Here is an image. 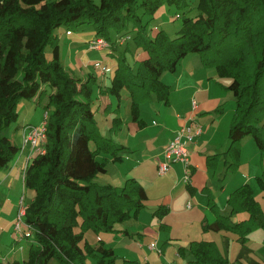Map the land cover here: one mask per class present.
Wrapping results in <instances>:
<instances>
[{
    "label": "trees",
    "instance_id": "trees-1",
    "mask_svg": "<svg viewBox=\"0 0 264 264\" xmlns=\"http://www.w3.org/2000/svg\"><path fill=\"white\" fill-rule=\"evenodd\" d=\"M195 1L197 15L184 17L177 38L165 30L151 38L145 16L153 17L165 4L184 10L192 0H0V173L11 167L21 150L7 134L19 118L20 103L36 97L48 101L45 153L33 156L24 177L25 190L33 192L24 218L32 229L27 238L33 240L26 260L8 264H88L89 259L116 264L112 249L93 248L85 236L89 231L115 232L116 225L135 216L148 199L136 179L121 188L95 183L110 161L120 160L123 148L98 126L93 108L96 79L89 76L84 81L62 66L57 35L62 26H93L95 37L109 42L110 54L118 56L119 63L103 92L120 99L127 89L134 120L139 119L141 103L153 96L168 104L170 87L162 75L174 72L187 55L201 53L207 68L231 79L228 89L236 98L228 151L232 166L238 163L244 136L252 135L264 154V0ZM132 32L136 48L147 53L135 67L116 52L118 36L130 37ZM48 45L53 49L51 60L45 55ZM120 126L116 122L112 134ZM260 182L264 185L263 179ZM230 203L233 212H247L248 219L234 223L229 216H219L203 229L236 234L243 257L249 235L264 230V212L250 185L237 189ZM167 213L163 208L155 212L159 217ZM179 254H188V264H237L213 241H194Z\"/></svg>",
    "mask_w": 264,
    "mask_h": 264
},
{
    "label": "crops",
    "instance_id": "crops-1",
    "mask_svg": "<svg viewBox=\"0 0 264 264\" xmlns=\"http://www.w3.org/2000/svg\"><path fill=\"white\" fill-rule=\"evenodd\" d=\"M69 31L71 34H67ZM57 35L61 60L65 53L62 51L63 47L67 48L66 52L70 50L67 56L68 60L65 58L68 64L67 67L70 69H72L71 64H69V62H71V55L75 53L79 55L80 52L73 53L74 47H85L84 49L82 47L84 54L80 55L79 63L81 62L85 68L91 69V67H93L95 71L102 73L103 79L98 85L101 87V91H105L111 84L113 71L117 66H113L110 61L104 63L99 62L100 54L108 51H102L99 52L100 54L91 55L94 51L89 49V42L95 38V33H90L89 35H83L82 33L75 34L72 29H66L65 31L57 33ZM98 64L104 67H110L112 70L109 73H104L102 68L97 66ZM213 71V68H206L200 61H197L195 57L190 58L181 64L180 69L179 66H177L174 72H166L162 75V82L170 87V99L168 104L161 103L159 105H151V107L148 108V112H145V116H143L144 113L141 110L142 105H140V116L138 120H134L130 117H120L119 110L116 108L118 117H114V120L119 119L121 126L116 133V136L120 134V138L119 140L117 139L115 144H117L119 148H123V150L118 153L120 160H112L108 163L107 172L104 175L108 177L107 184L112 186H114V183L116 185L118 184V186H124L127 180L136 179L146 190L148 199L145 202L144 208H147V211L150 208L153 212V222L150 223V225L144 223V217L142 215V210L144 208H142L129 220L117 224L115 232L96 234L99 239L95 244L90 243L93 248H99L102 245L105 248L112 249L118 257L121 251L120 249L122 247H128L126 238H133L137 234L143 245L136 244V249L140 250L139 255L136 257L132 255V258L139 259V257H141V261L138 260L141 263L137 260L125 261L126 263L188 264L191 258L188 254L184 257L181 256L179 250L180 248H188L194 241H213L219 246L220 250L225 253V250L217 243L218 240L215 235H205L213 231L206 232L203 226L205 223H214L219 216H229L232 221V216L247 213L242 211L237 213L233 212L230 199L237 189L244 185H250L253 189L256 201L264 212L262 202L256 197L254 191L255 187L253 186L254 183L258 184L264 198V185L260 182V179L264 181V154L259 149L257 143L253 144V141L249 139L241 146L242 151L237 165L232 166L234 161L228 151L231 146L229 135L234 115L232 118L229 117L227 119L225 116L227 108L224 104L228 103L229 105L232 103L231 109L233 111L236 106V100L234 103L232 95L228 93L230 91L228 89L230 84L226 87L221 80L219 84L218 76L215 75ZM171 73H174V75ZM89 76H93L96 79L97 85V77L91 71L88 72V75H85L84 78H77L85 81ZM105 80L107 82H104ZM215 82L218 85H222L224 91L221 90ZM125 94L127 96H125ZM121 97L122 99H118V102L124 100L125 97L129 102H133L132 97L129 96V91L125 89L122 91ZM154 97L156 96H153L150 100L153 101ZM42 99H38V104L40 106L42 104ZM99 99L100 102L96 109V119L101 114V111L105 114L106 118H109L108 114L109 111L111 112L110 109L114 105V101L112 99H107V96L103 95ZM156 100L160 102L157 97ZM194 100L198 103V109L195 112L192 106ZM25 104L29 108H32L30 103ZM46 113L45 111L44 115L40 114L39 118L36 120L34 118L26 120L30 122H25L26 124L24 123L20 127L19 133H21V140L27 128L39 127L43 124ZM192 114L196 115V122L202 125L203 134L189 145V166L185 167L182 163H176L168 173L160 175L158 173V163L164 160V151L166 147ZM26 116L28 117L27 113ZM26 116H24V118H26ZM42 116L43 118H41ZM109 126L108 124L104 130L99 126L102 134L103 131H107L108 133L112 131V126ZM263 131L264 126L261 130L264 137ZM104 136L109 137L107 134ZM246 149L251 151V155L247 154ZM29 152L30 150L28 149L26 153L21 155L16 161L15 166H11L5 172L2 186L8 183L11 189L15 180L18 181L19 179L24 185L22 174L27 166ZM229 172H232L233 176H230ZM186 174H189V182L185 180ZM1 194L3 193L0 192V195ZM217 194L220 199L219 201L216 200ZM23 196H25L27 205L33 199L32 196L30 201L27 202L26 192ZM160 208L168 209V213L164 217H159L155 214ZM248 217L238 222L246 220ZM130 220H134L133 222L135 223H133V226L125 224ZM13 221L14 220H12L11 223H13ZM4 232L5 230H3V233ZM223 232L225 231L223 230ZM234 235L236 241H238L237 235ZM224 240L227 248L225 254L230 259V236L226 234ZM20 241L21 239L16 240L13 236V242L11 241L9 245L11 248L16 249L15 247L18 246L17 243ZM130 242L129 246L133 248L129 253H132L135 250V242L133 240ZM153 242L157 243L160 252L150 249V245ZM249 242L253 244L249 245ZM254 245L260 246V249L264 248L263 229L259 228L255 230L253 234L251 233L249 235L247 243L248 253L246 255L251 254V251H261L254 248ZM249 246L252 248L250 249ZM240 251L241 253L237 261L245 257H242L244 252L243 245ZM171 252L172 254L174 253V256L170 258L169 254ZM26 259L27 258H23L22 260L14 258V260L19 261ZM14 260H4L3 264H8V262ZM241 262L242 261L239 263Z\"/></svg>",
    "mask_w": 264,
    "mask_h": 264
},
{
    "label": "rangeland",
    "instance_id": "rangeland-1",
    "mask_svg": "<svg viewBox=\"0 0 264 264\" xmlns=\"http://www.w3.org/2000/svg\"><path fill=\"white\" fill-rule=\"evenodd\" d=\"M95 3H99L100 0H94ZM196 4L197 2L195 0H192L191 2V6L187 7L186 9L182 10L179 9L177 6H170L169 4H165L162 5L158 11L155 13V15L153 17L150 16H145L143 18V24L147 23V32L149 33V36L151 38H154L156 36V34L158 33V31L160 30H165L170 37L172 38H177L179 36V31L181 30L182 26H183V19L185 16H196L197 15V9H196ZM66 27L62 26L61 28L58 29L57 33L61 32V31H65ZM72 31H74V33H82L83 35H89L90 33L94 34L95 30L93 28V26H81L78 28H74L72 29ZM126 33V32H124ZM123 33V34H124ZM123 34H121L120 36H118V38L116 39V43H117V48H116V52L125 57L126 63L131 65L132 67H135V62L136 61H141L143 59L147 58V53L141 49H137L135 46V41H134V37H135V32L130 33V39L128 42L127 38L122 37ZM123 40L124 44L120 45V41ZM129 45L130 50L126 51L127 46ZM85 48L84 46H78L77 48L74 47L73 49V53L74 52H79V55L77 53L71 55V62H69V64H71V68L70 69L67 64V61L65 60V58L67 59L68 56V52H70V50H68V52H66L67 48L63 47V50L65 53L62 57V60L60 58L61 64L63 67H66V70L74 75L75 77H82L84 78L85 75H88V72H92L96 75L98 83L97 85L94 86V91H93V108L94 110L97 109L98 104H99V98L103 96H107V99H112L114 101V105L111 107V112L109 111V118H106L105 114L101 111L100 115L97 118V123L98 126H101V129H106V127L108 126V124L110 126H112V128L114 126H116V122H119V120H114V117H118V114L116 113V108H118L119 110V116L124 117V118H133L132 115V102H129L126 97L124 100L118 102V98L115 95H111L107 92H103L101 91V87L98 85L101 80L103 79L102 77V73H100L99 71H95L93 67H91V69L89 68H85L83 66V64L80 62L79 63V57L80 55L84 54L83 49ZM82 49V51H81ZM99 52L102 51H94L91 55H95V54H100ZM116 53V55H118ZM45 55L47 60H51L53 58V49L51 45H48L45 49ZM100 63H104L106 61H110L111 64L113 66H118L119 63V58L118 56H115L113 54H110L109 52H103L100 54ZM196 58L197 61H200L204 66V62L202 60V54L201 53H195V54H190L187 55L186 57L182 58L180 63H179V69L181 68V64L184 61L189 60L190 58ZM68 60V59H67ZM81 64V65H80ZM70 66V65H69ZM183 67V66H182ZM206 67V66H205ZM68 68V69H67ZM207 68V67H206ZM214 69V73L215 75L218 76V80H219V84H220V80L222 81L223 84H225V86L227 87L230 83H231V79L229 78H223L220 77L217 69ZM170 73V72H168ZM167 73V74H168ZM172 75H174V73H171ZM170 74V75H171ZM162 79V77H161ZM104 82H107L106 80ZM216 83V82H215ZM217 84V83H216ZM218 85V84H217ZM221 90L224 91L223 86L222 85H218ZM126 91H128L127 89H125ZM172 93V91H171ZM229 94L232 95L233 99H234V103H235V97H234V93L232 91L228 92ZM125 96H127L125 94ZM130 96V93H129ZM122 99V97L120 98ZM47 98H43L42 99V104L41 106L38 104V98H34L33 100H28L25 99L22 101V103H20L19 107H18V112H19V118L17 120L16 123L12 124V126L7 130V134L8 136L18 145L22 146L23 144V138L21 140V133H19V129L20 127L25 123H29L30 121H26V120H30L31 118H34L35 120L39 118L40 114L44 115L45 111H46V105H47ZM24 103V104H23ZM25 103H30L32 105V108H29L28 106H26ZM164 102H158L156 100V97H154V100H146L144 102L141 103V110L144 113L143 116H145V112H148V108L151 107V105L153 104H161ZM148 105V106H146ZM226 105L227 108V112L225 114V116L227 117V119L230 117L232 118L234 113H235V109L236 106L234 108V110L232 111L231 106L232 103H230L228 105V103L224 104V106ZM38 111V112H37ZM26 113L28 114V117L26 116ZM24 116H26V118H24ZM28 118V119H27ZM43 118V116L41 117ZM45 120V117H44ZM26 124V123H25ZM109 126V127H110ZM118 128V127H116ZM113 132V131H110ZM108 133L107 131H103V134L109 137H113L115 139H113L114 142L117 141V139L119 140L120 138V134L116 133L112 135V133ZM264 132V131H263ZM249 139H251L253 141V144H256L255 139L252 135H247L244 136L241 139V146L244 142L248 141ZM117 145V144H116ZM260 149V148H259ZM241 151H242V147H241ZM247 154L251 155V151L246 149ZM20 154L18 156L15 157V159L12 161L11 166H15L16 161L20 158ZM7 171V170H6ZM3 171L0 173V192L3 193L0 195V264H3L4 260H14V258H18V259H23V258H27L28 256V249L30 248V245L32 243L33 237L31 238H27L24 234L22 235V237H20L14 230L15 224L17 222L18 219V211L19 208L21 206L20 203V199L23 195H27V202L30 201L31 197L33 196V192L32 191H25L24 190V185L23 182L19 179L18 181L15 180V182L12 185V188L10 189L9 184L6 183L2 186V184L4 183V177H5V172ZM24 174V173H23ZM23 174H22V179H23ZM230 176H233L232 172H229ZM100 176V177H99ZM96 179H95V183H98L100 185H108V180H107V176L103 175H99ZM114 186L116 187H123V185L118 186V184L116 185L114 183ZM256 197H258L259 200H261L262 205L264 207V198L262 195V191L260 189V187L258 186L257 183H254L253 185ZM219 189V188H218ZM219 193V191H218ZM216 200H220L218 198V194L216 196ZM147 208H144L142 210V215L144 217V223H146L147 225H150V223L153 222V218H152V211L150 210V208L148 209V211L146 210ZM248 213L245 214H240V215H234L232 216V221L233 222H238L241 219H244L246 217H248ZM13 221V223H11V221ZM3 221V222H2ZM134 220H130L128 223H125L126 225H132L133 226V222ZM7 226V227H6ZM5 228V229H3ZM3 230H5V232L3 233ZM255 232V231H254ZM252 232V234L254 233ZM228 234L230 236V260L234 263L237 264H252V263H262L264 264V248L260 249V246H256L254 245V248L261 250V251H251V254L246 255L244 258H240L239 260L242 261L241 263H239L240 261H237L239 254L241 253V249H242V244L238 241H236V237L234 235V233L232 232H228V231H220V232H209L206 233L205 235H215V237H217V243L220 245V247L225 250L226 253V243L224 240V236ZM2 236V238H1ZM13 236L14 238L17 239H21L20 242H18V246L15 247L16 249H13L10 247V243L11 241L13 242ZM86 239L90 242V243H96V241L99 239L98 236H96V234L94 232H87L86 234ZM126 244L128 245V247H122L120 250V253L118 255V260L116 261V264H128L125 261H141V257H139V259H133L132 255L134 257L139 255V251L136 249L137 245H143L141 243V240L138 238L137 234L133 237V238H126ZM133 240L135 242V250L132 253H129V251H131V249L133 247H130V241ZM20 244V245H19ZM137 244V245H136ZM253 244L252 242H249V245ZM249 248L251 249L252 247L249 246ZM144 252V251H142ZM171 256H174V253L172 254V252L169 254V257L171 258ZM249 256V257H247ZM140 261H138L139 263H141ZM88 264H96L94 259H89L88 260Z\"/></svg>",
    "mask_w": 264,
    "mask_h": 264
},
{
    "label": "built area",
    "instance_id": "built-area-1",
    "mask_svg": "<svg viewBox=\"0 0 264 264\" xmlns=\"http://www.w3.org/2000/svg\"><path fill=\"white\" fill-rule=\"evenodd\" d=\"M67 34H71V32H67ZM127 41H129L130 37H126ZM124 41H120V45H123ZM89 49L92 51H108L110 53V45L109 42L100 37H95L89 42ZM102 68L104 73H109L112 69L110 67H104L101 64L97 65ZM193 111L195 112L198 109L197 101L192 102ZM47 120L48 113L45 114V120L43 124L39 127L27 128L24 131L23 135V144L21 146L20 155L26 153L29 149L28 162L33 158V156L45 153V144L47 141ZM188 121L181 127L178 131L177 135L170 141L168 146L164 151V160L159 161L158 163V173L160 175H165L168 173L172 166L176 163H182L185 167H188L190 164V151L189 145L193 143L197 137H200L203 134L202 125L196 122V115L192 114L188 117ZM27 168V167H26ZM26 168L23 174V181L25 177ZM186 182L190 181L189 174H186ZM21 206L18 211V219L15 224V232L22 237L24 234L26 237L32 235V229H30L24 222V218L26 215V211L28 205L25 202V196H22L20 199ZM150 249L158 250L157 243L153 242L150 245ZM160 252V251H159Z\"/></svg>",
    "mask_w": 264,
    "mask_h": 264
}]
</instances>
